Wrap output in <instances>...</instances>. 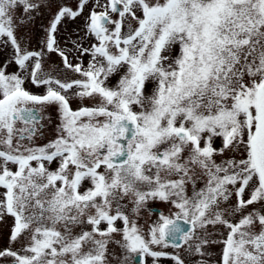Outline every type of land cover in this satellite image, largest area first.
<instances>
[{
  "label": "snow or ice",
  "instance_id": "6c2138e0",
  "mask_svg": "<svg viewBox=\"0 0 264 264\" xmlns=\"http://www.w3.org/2000/svg\"><path fill=\"white\" fill-rule=\"evenodd\" d=\"M4 225L0 264H264V0H0Z\"/></svg>",
  "mask_w": 264,
  "mask_h": 264
},
{
  "label": "rangeland",
  "instance_id": "374dc122",
  "mask_svg": "<svg viewBox=\"0 0 264 264\" xmlns=\"http://www.w3.org/2000/svg\"><path fill=\"white\" fill-rule=\"evenodd\" d=\"M72 7L75 8V3L72 4ZM41 21L38 19L36 20L35 24L32 26L31 31L34 33L33 35V39H32V46L35 47L37 40L39 39V37L42 35V31H41ZM46 23V22H45ZM82 25V21L77 22V23H69L66 25V30L63 33L64 35H68L69 33H75L78 28ZM73 38H75V36L73 35ZM52 60L59 64L60 63V59L58 56L53 55L52 56ZM86 62V60H85ZM73 107H76V104H73ZM219 143V142H218ZM152 207H159L161 211L167 212V208L163 203H159V202H153ZM157 218L156 214H152L149 215L147 212L143 213V219L147 220V221H151V220H155ZM9 223H11V221H9ZM0 232L3 233L4 236V240L0 241V245H6V237H7V233H8V226L4 225L2 228H0ZM215 251V250H214Z\"/></svg>",
  "mask_w": 264,
  "mask_h": 264
},
{
  "label": "flooded vegetation",
  "instance_id": "af4514ba",
  "mask_svg": "<svg viewBox=\"0 0 264 264\" xmlns=\"http://www.w3.org/2000/svg\"><path fill=\"white\" fill-rule=\"evenodd\" d=\"M153 208L160 210V208H159V207H153Z\"/></svg>",
  "mask_w": 264,
  "mask_h": 264
}]
</instances>
